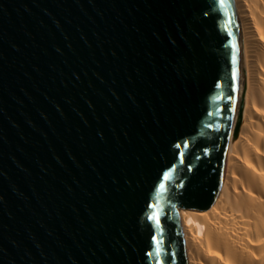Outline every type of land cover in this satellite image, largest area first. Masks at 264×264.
<instances>
[{
  "label": "water",
  "instance_id": "obj_1",
  "mask_svg": "<svg viewBox=\"0 0 264 264\" xmlns=\"http://www.w3.org/2000/svg\"><path fill=\"white\" fill-rule=\"evenodd\" d=\"M241 82L230 0H0V264H185Z\"/></svg>",
  "mask_w": 264,
  "mask_h": 264
},
{
  "label": "bare ground",
  "instance_id": "obj_2",
  "mask_svg": "<svg viewBox=\"0 0 264 264\" xmlns=\"http://www.w3.org/2000/svg\"><path fill=\"white\" fill-rule=\"evenodd\" d=\"M241 54L240 98L214 198L177 210L185 264H264V0H230Z\"/></svg>",
  "mask_w": 264,
  "mask_h": 264
}]
</instances>
